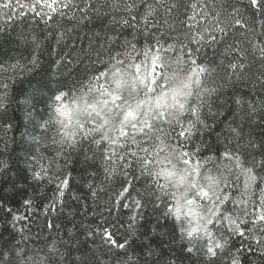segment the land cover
Here are the masks:
<instances>
[{"label":"snow or ice","instance_id":"1","mask_svg":"<svg viewBox=\"0 0 264 264\" xmlns=\"http://www.w3.org/2000/svg\"><path fill=\"white\" fill-rule=\"evenodd\" d=\"M21 22L0 118L53 52L62 83L22 101L47 107L29 113L32 194L0 188V264H264V0H0V34ZM12 164L0 137V181Z\"/></svg>","mask_w":264,"mask_h":264},{"label":"trees","instance_id":"2","mask_svg":"<svg viewBox=\"0 0 264 264\" xmlns=\"http://www.w3.org/2000/svg\"><path fill=\"white\" fill-rule=\"evenodd\" d=\"M104 26L105 21L103 19H97L91 24H86L83 26V30L78 29L74 34L70 47L75 46L76 48H87L89 40L95 34L102 32ZM30 27V24L21 22L11 26V28L5 33L0 34V60H10L12 58L26 57L29 55L30 49L18 39V35L20 31ZM208 51L212 52L213 55L208 56L206 54L205 62L208 67H212L218 62L223 49L218 46L216 49H210ZM55 59L56 52H53L51 56L46 55L44 57L45 64L39 70L38 74H34L32 77L25 79L15 86V96L18 103L12 104L7 115L0 118V123L6 120L14 126L13 130L8 132L6 136L3 133H0V137L8 141L9 148H12L13 153L12 171L5 180L0 181V188H3L5 193L8 194V203L12 207H19L20 202L27 196L31 195L33 191V188L30 187L31 180L27 171V165L23 160L29 155V152L25 151V149L31 146V149L34 150L35 145L31 140V136L38 134L39 129L34 127L36 124L35 119H33L32 124L29 123V113H31L33 117L36 112L46 114L47 107L46 104H39L35 108H25L22 101L32 89L37 87L43 89L44 96H48L50 93L55 92L60 83H62V78L57 74V67L54 64ZM84 67L85 66L83 65L81 66V73L83 72ZM253 71H255V68ZM73 79H75V76ZM226 115L229 116V121H231L233 114L229 113ZM237 121L239 122L238 115ZM224 126L225 124H221L219 126L220 130H222ZM245 128H247V125H245ZM254 132L258 136L259 134H262L264 130L256 128L254 129ZM26 141L27 143H25ZM73 169V175L79 174L80 167L78 164L74 163ZM13 184L15 187H13ZM168 223H171V221ZM40 225H43V218L41 219ZM33 231L34 233L38 232L39 228L36 225H33Z\"/></svg>","mask_w":264,"mask_h":264},{"label":"clouds","instance_id":"3","mask_svg":"<svg viewBox=\"0 0 264 264\" xmlns=\"http://www.w3.org/2000/svg\"><path fill=\"white\" fill-rule=\"evenodd\" d=\"M161 103H163V101H161Z\"/></svg>","mask_w":264,"mask_h":264}]
</instances>
